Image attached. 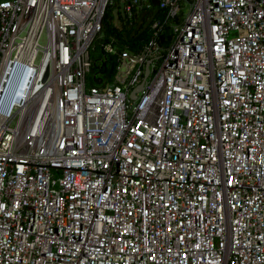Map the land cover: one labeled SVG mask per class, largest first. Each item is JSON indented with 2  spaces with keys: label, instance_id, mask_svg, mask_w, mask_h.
Instances as JSON below:
<instances>
[{
  "label": "built area",
  "instance_id": "1",
  "mask_svg": "<svg viewBox=\"0 0 264 264\" xmlns=\"http://www.w3.org/2000/svg\"><path fill=\"white\" fill-rule=\"evenodd\" d=\"M112 1L0 0V264H264V0H124L87 85Z\"/></svg>",
  "mask_w": 264,
  "mask_h": 264
},
{
  "label": "trees",
  "instance_id": "2",
  "mask_svg": "<svg viewBox=\"0 0 264 264\" xmlns=\"http://www.w3.org/2000/svg\"><path fill=\"white\" fill-rule=\"evenodd\" d=\"M109 6H111V4L104 9L100 30L94 36L89 49L91 68L86 77V84L88 85L92 84V76L96 74H100L103 81L110 82L112 80L115 62L111 54H106L104 52L102 49L103 44L110 43L117 48H127L132 50L142 44L149 35L148 22L146 21L148 12L135 17H125V21L120 22L119 27H116L111 23V17L108 16L107 11ZM152 14L153 16L158 17L160 11L156 9ZM169 38L170 34L167 28H165L159 36V44L165 45ZM97 45L98 49L95 54L94 51L96 50Z\"/></svg>",
  "mask_w": 264,
  "mask_h": 264
},
{
  "label": "rangeland",
  "instance_id": "3",
  "mask_svg": "<svg viewBox=\"0 0 264 264\" xmlns=\"http://www.w3.org/2000/svg\"><path fill=\"white\" fill-rule=\"evenodd\" d=\"M124 0H113L111 2V6H109L108 8V16L111 17V23L116 26L119 27V23L122 21H125V17L127 16V12L124 11ZM151 10H155L156 6L151 5ZM189 9V5L185 4L182 7V13L183 15H185L187 13ZM97 49H98V45L96 50L94 51V53H97ZM88 85V84H87Z\"/></svg>",
  "mask_w": 264,
  "mask_h": 264
},
{
  "label": "water",
  "instance_id": "4",
  "mask_svg": "<svg viewBox=\"0 0 264 264\" xmlns=\"http://www.w3.org/2000/svg\"><path fill=\"white\" fill-rule=\"evenodd\" d=\"M150 2H151V4L153 6H156V4H157V0H150ZM147 74H148V62H146L145 66H144L143 78L141 79V81L129 93V98L130 99H134L135 92H137L141 88L142 82H143L144 78L147 76ZM100 81H101V77L100 76H95V77L93 76V82L94 83H100Z\"/></svg>",
  "mask_w": 264,
  "mask_h": 264
},
{
  "label": "crops",
  "instance_id": "5",
  "mask_svg": "<svg viewBox=\"0 0 264 264\" xmlns=\"http://www.w3.org/2000/svg\"><path fill=\"white\" fill-rule=\"evenodd\" d=\"M149 11H152V12H155V10H149ZM127 17V16H126ZM127 18H129V17H127ZM147 22H148V20H146Z\"/></svg>",
  "mask_w": 264,
  "mask_h": 264
}]
</instances>
